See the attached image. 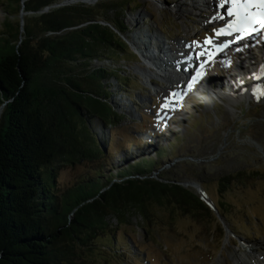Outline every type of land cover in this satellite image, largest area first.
<instances>
[{
    "label": "trees",
    "instance_id": "trees-1",
    "mask_svg": "<svg viewBox=\"0 0 264 264\" xmlns=\"http://www.w3.org/2000/svg\"><path fill=\"white\" fill-rule=\"evenodd\" d=\"M65 1L3 4L15 20L5 18L0 33V264H89L87 257L98 250L123 255L114 233L130 225L132 211L148 225L151 203L211 211L177 182L151 178L158 169L154 160L109 174L114 167L106 128L120 121L109 81L128 95V78L121 68L94 64L127 59L131 50L122 43L127 29L119 14L134 7L126 0L54 7ZM22 6L28 13L23 33ZM96 122L104 143L93 132ZM81 163L91 175L61 187V169ZM247 176L221 178L217 191ZM214 207L223 217L222 207Z\"/></svg>",
    "mask_w": 264,
    "mask_h": 264
},
{
    "label": "rangeland",
    "instance_id": "rangeland-1",
    "mask_svg": "<svg viewBox=\"0 0 264 264\" xmlns=\"http://www.w3.org/2000/svg\"><path fill=\"white\" fill-rule=\"evenodd\" d=\"M126 1L134 9L119 15L127 29L122 43L131 50L129 56L119 64L105 60L94 64L121 68L128 78V95L118 91L115 81H109L110 103L120 116L117 127L106 128L110 144L105 149L114 167L109 174L118 176L124 167L141 159L154 160L158 169L151 178L177 182L199 197L193 186L198 185L208 203L222 207L223 217L217 216L209 204L211 211L194 213L170 201L163 203L164 206L151 203L148 225L139 213L132 211L128 215L130 225L114 233L120 240L123 255H103L98 250L87 261L89 264H238V261L258 264L260 259L264 260V251L256 256L251 253V247H264V97L229 102L219 99V95L231 92L240 95L257 83L255 77L262 69L264 47L256 56L251 51L243 56L231 54L229 63L230 56L223 64L224 60L217 61L214 67L202 70V74L206 71L203 77L196 81L192 78L181 94L173 95L167 79L156 69L159 65L156 58L151 57L157 63L156 68L149 58L143 56L141 61L133 53V43L140 39L148 42L150 34L148 51L155 55L156 46L161 43L198 55L207 46L206 37L211 36L217 42L215 30L221 27L214 17L220 19L222 15V11L215 9L220 1L209 0L211 5L207 0ZM6 2L0 0V33L5 30L2 26L5 18L10 22L15 20L5 13ZM153 68L163 79L154 76ZM150 72L154 74L151 76ZM222 76L232 80L226 85L221 81ZM210 79L215 80L212 85L220 88L207 91L211 95L203 94V100H198L201 83ZM259 79L264 81L263 76ZM166 103L168 107H164ZM93 132L104 143V133L97 122ZM159 150L169 153L158 158ZM89 170L85 163L63 167L59 185L68 186L91 175ZM239 172L249 176L234 181L220 194L216 182ZM111 223L117 225L114 219Z\"/></svg>",
    "mask_w": 264,
    "mask_h": 264
},
{
    "label": "snow or ice",
    "instance_id": "snow-or-ice-1",
    "mask_svg": "<svg viewBox=\"0 0 264 264\" xmlns=\"http://www.w3.org/2000/svg\"><path fill=\"white\" fill-rule=\"evenodd\" d=\"M231 4V7L227 10L229 17L234 19L228 22L224 27L216 29V37L220 36H235L237 41L245 39L253 32L258 30H264V0H221V7L225 4ZM198 43V42H197ZM232 41H225L222 43H215L213 37H206L204 45L212 49L211 51H202L199 53L201 57L207 55L209 62L220 52H223L229 48ZM240 49H237L239 51ZM205 65L202 63L200 68L203 69ZM202 75V72H197V76ZM196 77H193L195 80ZM191 87V85H189ZM253 94L256 95L259 100L264 97V89H254ZM175 95V93L173 94ZM164 107H168L167 104Z\"/></svg>",
    "mask_w": 264,
    "mask_h": 264
},
{
    "label": "bare ground",
    "instance_id": "bare-ground-1",
    "mask_svg": "<svg viewBox=\"0 0 264 264\" xmlns=\"http://www.w3.org/2000/svg\"><path fill=\"white\" fill-rule=\"evenodd\" d=\"M85 1H92V0H85ZM206 3L207 4H209V5H211L210 3H209V0H207L206 1ZM222 17L224 18V19H222ZM234 19V17H226V15L224 14V13H222V15H221V19H219L218 20V18H215L214 17V20L216 21V22H222V23H224L225 25L228 23V22H230V21H232ZM229 38V39H226V38ZM151 40H153V39H151ZM232 41V43L233 42H235V41H237L236 39H235V36H220L219 37V39H218V42H225V41ZM245 40L244 39H242V40H239V41H237L235 44H231V46H235L236 44H240V43H243ZM247 41V40H246ZM137 42V43H136ZM136 42H134L133 43V45L135 46V48L141 53V55H142V57L144 56V58L145 59H150L152 62H150L151 64H152V66H155V68H156V64L157 63H154V61H153V59H151V57H155L156 58V60H157V62H159V67L158 68H156L157 70H159L161 73H162V75H164V77L167 79V82H168V84L170 85L169 87H171L169 90H171V92H173L174 91V89L176 90V93H178L179 94V91H181L187 84H186V79H181V77H179L178 79H177V82L176 81H173V79L171 78V75H170V73H169V70H170V68L171 67H173V66H176V64H175V61L172 63V62H168L163 56H162V54H161V52H160V45H157L156 47H157V49H156V51L158 52V54L157 55H155V54H151V52H149L148 51V47L150 48V39H149V37H148V42L147 41H142L141 39H140V42L139 41H136ZM154 45V44H153ZM210 50H212V49H210V48H207L206 47V49H205V51H210ZM150 55V56H149ZM242 55H245V54H242ZM182 57H186L187 59H191V57H190V52L187 50L185 53H184V56H182ZM204 57H206L204 60H207L208 59V56L207 55H205ZM245 60H247V58H244ZM154 63V64H153ZM263 64H264V61L262 62V64H261V71L257 74V76L255 77V80L257 81V83L256 84H254V86L252 87V85H251V87H249V89H247L246 91H244L243 93H241L240 95H237V94H235V93H233V92H231V94H224V93H222V94H220L219 95V99H222V98H224L225 100H227V101H229V102H233V100L234 99H236V102L239 100V99H243V98H247V99H252V98H255V99H257V97H256V95H254L253 94V91L251 92V90H254V89H262L263 88V86L260 88V86H261V84L263 83L264 84V81H263V79H259V81H258V78L259 77H261V76H263L264 77V66H263ZM151 67V66H150ZM167 68H169L168 70H167ZM149 72V71H148ZM182 72V71H181ZM183 73V72H182ZM150 74H151V76L154 74V73H151L150 72ZM144 75L146 76V74H145V72H144ZM162 75H158L157 73H155L154 74V76H160V77H162ZM183 75H184V73H183ZM255 81V82H256ZM212 83V82H211ZM210 89V86L209 87H207V84L204 86V90L205 91H207V89ZM166 90H168V89H166ZM165 90V91H166ZM170 92V91H169ZM240 97V98H239ZM261 98H263V97H261ZM260 98V99H261ZM261 250H263L264 251V247H256V246H252L251 247V253L253 254V255H256V256H258L259 255V252L261 251ZM261 257V256H260ZM259 258V257H258ZM258 258H256L257 260H258ZM257 262V261H256ZM238 264H245V263H243V262H241V261H238ZM256 264V263H255ZM258 264H264V260L263 259H260L259 261H258Z\"/></svg>",
    "mask_w": 264,
    "mask_h": 264
},
{
    "label": "water",
    "instance_id": "water-1",
    "mask_svg": "<svg viewBox=\"0 0 264 264\" xmlns=\"http://www.w3.org/2000/svg\"><path fill=\"white\" fill-rule=\"evenodd\" d=\"M24 2V1H23ZM77 3H81V4H86V5H89V4H94L95 3V0H92V1H85V0H67L65 2H63L62 4L60 5H56L54 7L58 8V7H63V6H68V5H73V4H77ZM50 8H46L44 11L40 12L41 14L42 13H46L49 11ZM28 15V13H25L24 12V6H22V10L20 12V25H21V33H23V25H24V17ZM3 112V108H0V115L2 114ZM197 191V193L199 194V197L209 206L210 208L216 213V215L218 216V212L217 210L215 209V207L213 206V204L211 203H208V200L206 199L207 197H205V194L203 193V191L200 189V187L198 185H193Z\"/></svg>",
    "mask_w": 264,
    "mask_h": 264
}]
</instances>
